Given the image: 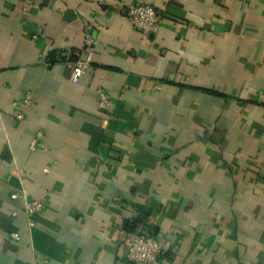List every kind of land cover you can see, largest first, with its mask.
Instances as JSON below:
<instances>
[{
    "label": "crops",
    "instance_id": "crops-1",
    "mask_svg": "<svg viewBox=\"0 0 264 264\" xmlns=\"http://www.w3.org/2000/svg\"><path fill=\"white\" fill-rule=\"evenodd\" d=\"M23 196L47 203L33 228ZM129 225L163 241L158 264H264V0H0V264H144Z\"/></svg>",
    "mask_w": 264,
    "mask_h": 264
},
{
    "label": "built area",
    "instance_id": "built-area-1",
    "mask_svg": "<svg viewBox=\"0 0 264 264\" xmlns=\"http://www.w3.org/2000/svg\"><path fill=\"white\" fill-rule=\"evenodd\" d=\"M125 16L133 26L144 34L158 32L163 21L162 14L153 5L145 2H134L126 6ZM85 41L83 49H77L70 53L65 63L72 70V81L77 83L84 76L91 66V56L94 52L96 39L91 27L85 28ZM98 107L104 113L106 121L111 115L113 102L107 91L100 87L97 89ZM262 96V95H261ZM32 94L28 92L21 100L15 101V107L22 108L32 105ZM109 116V117H108ZM17 120L24 119V113L20 110L15 115ZM43 133L39 131L36 137L30 143V149L37 151L41 149ZM12 199L21 197L19 193H13ZM23 209H15L12 217L16 218L21 212L28 218V225L33 228L39 214L45 211L47 203L41 199L23 196ZM131 226V225H130ZM13 240L19 241L21 236L19 232L10 233ZM127 260L131 263L158 264L164 255V243L153 231L148 228L131 226L126 231Z\"/></svg>",
    "mask_w": 264,
    "mask_h": 264
},
{
    "label": "trees",
    "instance_id": "trees-1",
    "mask_svg": "<svg viewBox=\"0 0 264 264\" xmlns=\"http://www.w3.org/2000/svg\"><path fill=\"white\" fill-rule=\"evenodd\" d=\"M53 62V61H52ZM240 102V101H239ZM132 226V225H131ZM130 225L128 227H131ZM134 226V225H133Z\"/></svg>",
    "mask_w": 264,
    "mask_h": 264
}]
</instances>
